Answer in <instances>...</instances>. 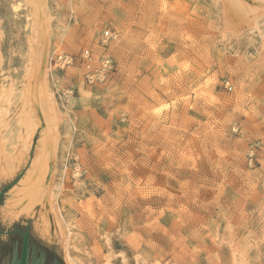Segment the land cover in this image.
I'll return each instance as SVG.
<instances>
[{
	"label": "rangeland",
	"instance_id": "rangeland-1",
	"mask_svg": "<svg viewBox=\"0 0 264 264\" xmlns=\"http://www.w3.org/2000/svg\"><path fill=\"white\" fill-rule=\"evenodd\" d=\"M45 1L48 85L62 113L53 188L72 218L69 254L80 264H264V16L248 28L224 0ZM25 2L0 0L10 153L30 48ZM85 48L94 68L110 56L117 69L88 83ZM27 163L0 180L2 227L17 221L3 217V203ZM77 193L93 197L91 214ZM23 219L61 246L66 264L64 244Z\"/></svg>",
	"mask_w": 264,
	"mask_h": 264
},
{
	"label": "bare ground",
	"instance_id": "bare-ground-1",
	"mask_svg": "<svg viewBox=\"0 0 264 264\" xmlns=\"http://www.w3.org/2000/svg\"><path fill=\"white\" fill-rule=\"evenodd\" d=\"M25 1L31 25L30 48L26 64L27 73L19 99L20 106L15 111L19 133L16 137L18 145L12 148L15 149L13 153L6 151L4 144L7 141L4 143L1 134H3L2 130L10 125L8 109L14 88L6 87L0 82V180L12 179L20 167L26 161L28 163L23 175L9 190V195L3 203L2 213L9 222L20 218H34V227L40 236L48 240L59 239L60 243L64 244L66 264H80L69 254L67 247L71 232L68 230L71 216L66 218L57 209V191L53 188L59 139L58 120L62 117V113L48 85V72L51 70L48 54L52 17L45 0ZM224 1L225 8L233 10L236 16L246 21L248 28H252L264 16V0H253L258 3L256 6L250 5L247 0ZM229 3L231 6L227 5ZM56 50L60 51L59 44H56ZM62 58L63 55H58L57 61L64 65ZM35 134L39 137L31 148ZM30 151L32 155L29 157ZM77 172L75 170V174ZM76 196L81 210L91 214L93 197L81 193H77Z\"/></svg>",
	"mask_w": 264,
	"mask_h": 264
},
{
	"label": "built area",
	"instance_id": "built-area-1",
	"mask_svg": "<svg viewBox=\"0 0 264 264\" xmlns=\"http://www.w3.org/2000/svg\"><path fill=\"white\" fill-rule=\"evenodd\" d=\"M110 38L109 30H106L100 40V44L103 47H107V40ZM81 63L84 65V78L85 80L93 84L97 81H102L106 76L117 69L116 62L110 56H103L101 58V64L98 68L93 67L94 55L91 49L85 48L80 53ZM62 61L63 66L70 63L71 58L69 56L63 55ZM256 144L251 143L248 149V163L252 164L254 159H256Z\"/></svg>",
	"mask_w": 264,
	"mask_h": 264
},
{
	"label": "flooded vegetation",
	"instance_id": "flooded-vegetation-1",
	"mask_svg": "<svg viewBox=\"0 0 264 264\" xmlns=\"http://www.w3.org/2000/svg\"><path fill=\"white\" fill-rule=\"evenodd\" d=\"M25 232V231H24ZM22 231L9 232L10 234H15L16 236L12 241L7 244L5 248L7 254L4 259L6 263L16 264L21 261L23 256V234ZM0 243V264L4 261L2 260L3 251H5ZM27 264H61L56 256H54L50 251L43 248L40 244L33 242L29 235L28 239V249L26 253Z\"/></svg>",
	"mask_w": 264,
	"mask_h": 264
},
{
	"label": "water",
	"instance_id": "water-1",
	"mask_svg": "<svg viewBox=\"0 0 264 264\" xmlns=\"http://www.w3.org/2000/svg\"><path fill=\"white\" fill-rule=\"evenodd\" d=\"M1 197H2V191H0V200H1ZM16 230L22 231V232L25 231L23 234V238H24L23 239V256H22L21 261L16 264H27L26 253L28 249L29 235L31 239L33 240V242L40 244L43 248L47 249L54 256H56L61 264H65L63 261V253H62L61 246L58 244L50 245V244H46L45 242H43L41 239H39L34 234L30 223L26 219H23V218L18 219L11 227L5 228V227L0 226V243L4 250L7 247V244L10 241H12L14 237L16 236L15 234H10L9 232H14ZM6 254H7L6 250L3 251L2 260L6 258ZM1 264H9V263H6L4 260ZM39 264H42V263L39 262Z\"/></svg>",
	"mask_w": 264,
	"mask_h": 264
}]
</instances>
